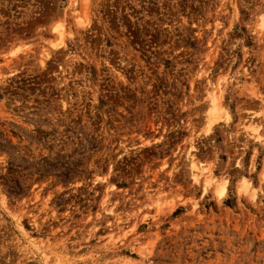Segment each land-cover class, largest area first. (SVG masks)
Instances as JSON below:
<instances>
[{
    "label": "rangeland",
    "instance_id": "374dc122",
    "mask_svg": "<svg viewBox=\"0 0 264 264\" xmlns=\"http://www.w3.org/2000/svg\"><path fill=\"white\" fill-rule=\"evenodd\" d=\"M263 18L0 0V264H264Z\"/></svg>",
    "mask_w": 264,
    "mask_h": 264
},
{
    "label": "bare ground",
    "instance_id": "6f19581e",
    "mask_svg": "<svg viewBox=\"0 0 264 264\" xmlns=\"http://www.w3.org/2000/svg\"><path fill=\"white\" fill-rule=\"evenodd\" d=\"M87 1V0H86ZM260 28L264 29V18L262 19L261 23H260ZM61 35V34H60ZM62 37V36H61ZM218 88L220 91L223 90V84H222V81L218 83ZM210 103H211V106H210V109L208 110V113L210 114L211 118H210V121L208 123V127L212 126V123L215 121L214 119V116L215 113H217L218 110V107H217V98L215 97L214 93L210 94ZM247 123V122H246ZM210 128H208L209 130ZM194 149V146L192 144H190L186 150V155L188 156H191L192 155V151ZM190 169H191V175L194 179V181H197L198 179V174L195 173V166L193 164L192 161H190ZM204 169V168H203ZM205 170V169H204ZM207 180V179H206ZM243 180V179H242ZM242 180H241V183H242ZM207 184V183H206ZM208 185H210V182H208ZM242 186V184H241ZM241 186H239L240 188V191H241ZM243 188V187H242ZM245 188V187H244ZM247 189V188H245ZM244 190V189H243ZM216 195L218 196V198H221L224 193H225V182H221L220 184L217 185L216 187V191H215ZM158 198V197H157ZM156 202V201H155ZM160 202V200H159ZM157 204H158V199H157ZM161 205V203H159ZM20 230L22 232H24V229L22 226H19ZM60 262V261H59ZM59 264V263H58Z\"/></svg>",
    "mask_w": 264,
    "mask_h": 264
}]
</instances>
